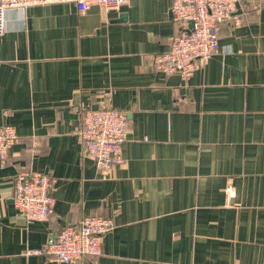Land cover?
<instances>
[{
  "label": "crops",
  "instance_id": "1",
  "mask_svg": "<svg viewBox=\"0 0 264 264\" xmlns=\"http://www.w3.org/2000/svg\"><path fill=\"white\" fill-rule=\"evenodd\" d=\"M171 5L80 13L53 0L8 13L0 126L19 139L0 165V264H67L39 251L85 216L115 222L86 264H264V0L220 25V48L187 81L153 67L177 33ZM107 103L128 134L125 162L102 173L81 130ZM26 172L55 180L50 221L29 224L14 204Z\"/></svg>",
  "mask_w": 264,
  "mask_h": 264
},
{
  "label": "built area",
  "instance_id": "2",
  "mask_svg": "<svg viewBox=\"0 0 264 264\" xmlns=\"http://www.w3.org/2000/svg\"><path fill=\"white\" fill-rule=\"evenodd\" d=\"M53 0H0V38L7 32L8 13L43 5ZM131 0H75L80 13L97 5L106 11L119 10ZM247 0H172L171 19L177 27L170 50L153 58L156 71L191 79L203 69L220 48L219 27L225 23H242L240 6ZM128 119L107 103L98 109H87L83 116L81 141L84 156L97 169L108 173L125 162L123 145L127 141ZM19 139L14 127L0 126V165H5L9 152ZM55 180L47 174L26 172L15 180L14 204L27 221L47 222L54 215ZM225 192L231 204L236 198L229 184ZM115 228L112 217L85 216L77 225L65 226L39 251L57 262L86 264L102 254V239Z\"/></svg>",
  "mask_w": 264,
  "mask_h": 264
},
{
  "label": "water",
  "instance_id": "3",
  "mask_svg": "<svg viewBox=\"0 0 264 264\" xmlns=\"http://www.w3.org/2000/svg\"><path fill=\"white\" fill-rule=\"evenodd\" d=\"M123 18V17H122Z\"/></svg>",
  "mask_w": 264,
  "mask_h": 264
}]
</instances>
